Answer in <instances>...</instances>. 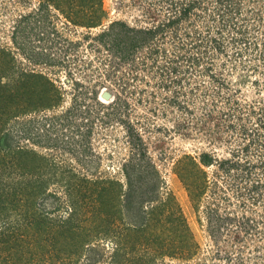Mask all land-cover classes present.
Returning <instances> with one entry per match:
<instances>
[{
    "label": "rangeland",
    "instance_id": "374dc122",
    "mask_svg": "<svg viewBox=\"0 0 264 264\" xmlns=\"http://www.w3.org/2000/svg\"><path fill=\"white\" fill-rule=\"evenodd\" d=\"M55 1L0 0V82L21 102L17 71L52 82L17 116L6 118L0 96V133L11 138L0 145V232L10 238L0 254L19 243V264H264V0H68L71 17ZM9 57L12 73L3 69ZM19 146L29 165L12 154ZM201 153L212 163L199 169L189 156ZM124 166L157 181L163 210L180 206L151 216L163 248L121 222L88 239L60 232L73 209L68 177L96 180L79 198L80 222L96 227L97 190L108 186L105 200L118 205L125 196L107 179L125 187ZM185 168L190 178L205 170L201 194L188 191L177 172ZM39 175L46 187L31 192ZM32 215L46 221L38 242Z\"/></svg>",
    "mask_w": 264,
    "mask_h": 264
},
{
    "label": "trees",
    "instance_id": "16d2710c",
    "mask_svg": "<svg viewBox=\"0 0 264 264\" xmlns=\"http://www.w3.org/2000/svg\"><path fill=\"white\" fill-rule=\"evenodd\" d=\"M65 1V4L67 6V11H68V6L70 5V2L68 0H60ZM90 1V0H89ZM44 4V3H43ZM58 5V3H56V1L54 0V3ZM68 15H70V17L72 16L71 14H69V11L67 12ZM90 25V24H88ZM133 31V30H132ZM133 32H142V29H134ZM14 60L13 58L9 57L6 59V62L4 64V71L7 69V71L9 70L11 73L13 71H17L15 69H13V65H14ZM17 77L13 78L12 77V83L14 84L15 88H19L20 89V93H19V97L21 96L22 99L24 98H28L27 102H21V100L16 98L18 96L16 95H12V92H10V90H12L11 87H9V83L8 82H0V88H2L1 91H6V93H2L0 94V96L6 100V98H8L9 100L7 101V103H4L3 106L7 105L8 108H3V110H6V114H8V116H6V118L10 117V115H19L21 112H24L25 110H27L29 107H33L34 104H38L39 100L36 102V100H34V98L32 99V93L35 92H39L41 90L40 89H36L38 86L41 87V83L43 82V84H45V86L47 85L48 89H42L43 91H48L51 90L50 87L52 86H48L50 84H52V82H48L47 80L41 81L42 80V75L41 73L38 72H20L17 71ZM12 76V75H11ZM7 83V84H6ZM13 91V90H12ZM4 94V95H3ZM47 96V95H46ZM49 102H45V105H48ZM4 117V116H3ZM5 118V117H4ZM7 141H6V140ZM10 141L11 138L9 137L7 132L2 131L0 133V145L2 147H8L10 145ZM30 152L29 149L23 148V147H18L17 150H15L12 154H19L18 155V160L17 163L18 164H24V165H29L27 164V162H25V160H21V155L20 154H28ZM39 157L36 153L33 154L32 158ZM13 157V155H12ZM42 157V156H41ZM191 157L192 163L198 165L199 169H202L201 164H210L212 163L211 160L212 158H210V156L206 153H201L199 155V161H197L195 159V157L193 158ZM33 160V159H31ZM44 162H47L46 159H44ZM227 162V161H226ZM224 163V162H223ZM222 163V164H223ZM200 164V165H199ZM31 168L33 167H38V164H32L30 165ZM30 169V168H29ZM131 169V168H130ZM129 168H127L126 166H124L123 172H124V177L126 179V185L125 187L123 186V183L115 178H110L107 179L109 181V183L111 184V186H117L118 188V197L121 196H125V198H122L119 201V204L115 206L111 205L110 203L108 204L107 201L105 200V194H107V190H108V186H103L101 187V189L97 190V194H98V200H100V202L102 203V206L96 208L95 210H93L91 216L93 217V220L97 221L94 225H96V227H93L91 225V227H87L86 225H82V223L80 222V213L81 211H86L83 208H79L82 207L86 204H84L82 202V200L80 201V199H82L85 194L87 193V187L91 186V183L94 184V182L96 181H91V179L83 176V175H79L77 173H73L68 177L67 180V185L68 187H70V190L68 193H70V201L73 204V209L71 208V212L69 213L68 217L64 218L65 220H63V224L62 227L60 228V232H68L69 234H71L72 232H74L76 229H78V231L80 232H84L85 233V238L88 239V235L90 236L94 230V232L99 231L98 227H103L104 231L109 229H114V226H118L120 225L121 222V226H123L124 228H128L131 229L130 227H133L135 229H140V231L145 233V238L142 239L143 243H145L146 245H153L155 248L161 247L163 248L162 243L164 242L162 239L161 240H156L154 233L151 229L152 225H158L157 223L151 221V216H158L157 218H162V216H171L173 215V213L175 211H173V209L178 210V213L180 214V206H178V203L175 202V208L174 205L172 204L171 206V211L168 209H164L161 206L162 205V201L164 200L162 197V195L159 193V186L157 184V181L152 177L149 176L148 178H145L144 175L141 176L142 173H140V177L136 178L137 176H139L136 173H133L132 170H130ZM185 174L181 171L178 170V174L180 175L181 179L184 180V182L186 183V187L188 188V191L190 192V194L192 195H198L201 194L205 188V182H206V178H205V174H204V169L203 172H201L199 177H194V178H190L191 175L195 174V170H193L192 168H188V173H187V168H185ZM145 178V179H144ZM157 179V178H156ZM190 179V180H189ZM49 180L48 177L43 178L40 175L38 176V178H30L29 181L27 182L28 187H31V192L34 191L36 193H39L41 191H44L47 181ZM3 184V182H0V202L2 201L1 197H2V193H3V187L1 186ZM89 184V185H88ZM9 186H12L10 184V182H8ZM84 185V186H83ZM93 190L96 189V186L94 185ZM13 189V186L9 188ZM80 198V199H79ZM7 199V197H6ZM111 200H113V198H111ZM155 201H159V203L161 202V204H154ZM114 202V200H113ZM9 204H11V200H9L8 202ZM5 203H2V206H4ZM1 207V204H0ZM131 210V211H130ZM159 210V212H158ZM132 213L133 218L128 219V215ZM163 212V213H162ZM155 214H163L162 216L159 215H155ZM33 217L30 218V220L27 223H30V226L33 228V230L37 233L40 234V236H38L36 238L37 242L39 239L43 238V235L46 231V229L44 228V230H41L39 228V226L41 224H45L46 221L45 219L43 220H38V217L34 215H32ZM89 215H85L83 218L87 217ZM172 219L174 220L173 216ZM157 222V220H156ZM0 242L1 243H5V247L6 244L9 242L10 238L8 237L7 234H5V230H2L0 232ZM5 234L4 237H2ZM52 234V233H51ZM45 238V237H44ZM84 238V239H85ZM156 241H154V240ZM57 242L59 241V238L56 239ZM69 238H66L64 240V242H67L66 244L63 243V247L66 245H68L69 242ZM161 242V243H160ZM84 243V242H83ZM113 245L112 247L114 248L115 251H118L119 249V243H117L115 240L112 241ZM114 243H116L114 245ZM22 244V243H21ZM54 244H56L54 242ZM83 245V244H82ZM58 247V246H57ZM76 247V246H75ZM60 250H63L62 248L59 247ZM0 250H3L2 247H0ZM68 251V250H67ZM1 253V252H0ZM25 251L23 249H21V245L19 243H17V247H14V249L9 252L8 254L5 255H1L0 254V264H19L18 262L21 260H25ZM24 262V261H23Z\"/></svg>",
    "mask_w": 264,
    "mask_h": 264
},
{
    "label": "water",
    "instance_id": "95a60500",
    "mask_svg": "<svg viewBox=\"0 0 264 264\" xmlns=\"http://www.w3.org/2000/svg\"><path fill=\"white\" fill-rule=\"evenodd\" d=\"M102 96H104V97H106V98H109V97H110V92L107 91V90H104V91L102 92Z\"/></svg>",
    "mask_w": 264,
    "mask_h": 264
},
{
    "label": "bare ground",
    "instance_id": "6f19581e",
    "mask_svg": "<svg viewBox=\"0 0 264 264\" xmlns=\"http://www.w3.org/2000/svg\"><path fill=\"white\" fill-rule=\"evenodd\" d=\"M104 90H105V89H103L102 92H103ZM102 92H101V97H100L101 99H103L104 101L110 99V97H109V98H106V97L102 96Z\"/></svg>",
    "mask_w": 264,
    "mask_h": 264
}]
</instances>
